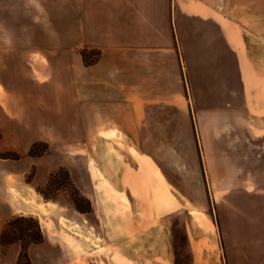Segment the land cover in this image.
<instances>
[{
	"label": "crops",
	"instance_id": "obj_1",
	"mask_svg": "<svg viewBox=\"0 0 264 264\" xmlns=\"http://www.w3.org/2000/svg\"><path fill=\"white\" fill-rule=\"evenodd\" d=\"M219 1L220 5H216L217 0H27V16H21V8L14 5L11 22L18 33L10 39L12 50H0L5 61L11 55L14 62L9 73L4 68L0 70V139L14 140L11 149L21 152L29 151L39 139L75 140L96 168V164H101L99 141L123 136L121 131L123 137L149 157L139 142V138L143 139L139 126L143 122L159 124L160 130L152 131L150 138L162 139L166 108L167 123L172 127L166 139L179 138V107L189 109L196 89L192 54L198 40L207 44L210 58L214 52V58L221 60L223 48L228 50L237 60L239 80V43L241 53L245 38L239 37V20L236 34L231 35L227 0ZM181 18L188 21V27L196 26V22L214 26L219 31L214 37L219 41L210 34H189L187 39L181 36ZM216 41L220 46L212 45ZM251 41L258 44L252 49V71L249 72L243 51L240 61L244 78L239 86L247 94L251 113L257 115V121L264 122V35L253 34ZM5 42L4 34L0 49ZM186 42L188 54L183 45L184 55L181 43ZM84 48L99 50L98 58L90 62L89 52L88 60L85 59ZM210 75L205 72L202 76L208 84ZM113 128L119 131H110ZM122 166L120 163L112 167L109 163L107 167V179L117 188L124 183L115 178ZM154 167L164 172L163 167ZM40 170L38 164V174ZM1 177L5 178L3 174ZM0 186L5 187L3 180ZM23 187L34 198L27 208H21L10 195L0 192V231L3 221L15 213H34L43 221L42 212L47 215L41 210L42 205L45 209L63 206L58 200H45L34 185L31 190ZM134 205V212L139 211L138 202ZM251 207L242 202L235 210L227 209V222L222 224L225 257H214L212 264H264V252L259 251L261 246L264 249V211ZM99 212L95 206L94 213ZM103 213L115 225L109 227L108 238L93 227L97 233H93L96 237L91 246L78 244L86 254L77 252L60 229L58 234L44 226L43 240L29 245L33 264H196L185 259L184 250L174 246L173 241H179L175 235L166 238L168 243L156 258L145 259L143 252L137 255L128 246L134 236L144 232H121L115 223L118 216L109 210ZM163 219L157 215L155 221L160 223ZM57 234L58 240L53 238ZM94 239L99 242L95 244ZM2 247L0 244V250H4L0 264H14L21 243L15 241ZM144 249L147 255L151 251Z\"/></svg>",
	"mask_w": 264,
	"mask_h": 264
},
{
	"label": "rangeland",
	"instance_id": "obj_2",
	"mask_svg": "<svg viewBox=\"0 0 264 264\" xmlns=\"http://www.w3.org/2000/svg\"><path fill=\"white\" fill-rule=\"evenodd\" d=\"M221 3L217 0L216 5ZM14 5L21 8V16L28 12L27 0H0L1 23L4 20V25L0 24V38L5 34L7 40L0 50H12L10 39L18 33V28L11 22ZM227 6L231 35L236 34V22L239 20V37L245 38L241 53L239 43V80L237 60L228 50L223 48L219 55L221 60L216 59L214 52L210 58L207 44L198 40L196 52L192 54L196 89L189 109L179 107V138L166 139L172 129L167 123L166 108L162 139L155 141L150 138L152 131L160 130L159 124L143 122L139 126V135L143 137L139 142L149 157L123 137L125 135L121 131L123 136L117 133L120 137H106L99 141L101 162L98 163L101 164H96V168L91 157L77 147L75 140L39 139L29 151L21 152L11 149L14 140L8 137L0 139V180L5 186V190L0 186V192L10 195L21 208H27L34 198L29 191H24L23 186L31 190L34 185L45 200H58L63 204L51 209L42 205L41 210L46 211L48 218L42 212L43 221L38 215L26 211L15 213L3 221L1 247L15 241L21 243V251L14 264H19L23 249L25 252L20 262L33 264L29 245L43 240L44 226L58 234L57 229H60L77 252L86 254L78 244L90 246L92 237H96L93 233H97L93 226L99 229L103 238H108L109 227L115 225L114 220L111 223L104 218L103 210L118 216L115 223L121 232H144L133 235L132 245L128 247L139 256L143 252L145 259L159 256L158 251L168 243L167 239L175 235L173 237L177 236L179 241H173V244L185 251V259L196 264H212L214 257H225L222 224L227 222V209L235 210L245 202L252 206V210L264 211V122L257 121V115L251 113L247 94H243L239 86L244 78L240 55L245 52L251 72L253 45H258L251 41V36L264 35V0H227ZM181 25L180 35L185 38L189 34L197 37L210 34L213 40L218 39L214 36L219 35V31L214 26L196 22V26L188 27L184 18H181ZM217 41L212 45L220 46ZM183 45L188 54L189 43H181L185 55ZM84 50L87 57L90 52V62L98 58L99 50L84 48L82 52ZM9 57L5 61L0 56V70L4 68L8 73L14 63ZM205 72L211 73L209 84L202 78ZM112 130L119 131L118 128ZM109 163L112 167L120 163L124 166L123 170L115 172V178L121 179L123 186L117 188L107 179ZM38 164L41 165L39 174ZM154 165L163 167L164 172L155 169ZM19 180L22 182L18 183ZM135 201L139 204V211L134 212ZM95 206L99 207V213H94ZM157 215L164 217L162 222L155 221ZM77 230L80 232L76 233ZM230 231L234 233V230ZM58 234L53 238L58 240ZM32 238L38 241H30ZM134 239L138 240L134 243ZM144 248H151L148 255ZM262 250L264 252L261 246L259 251Z\"/></svg>",
	"mask_w": 264,
	"mask_h": 264
},
{
	"label": "bare ground",
	"instance_id": "obj_3",
	"mask_svg": "<svg viewBox=\"0 0 264 264\" xmlns=\"http://www.w3.org/2000/svg\"><path fill=\"white\" fill-rule=\"evenodd\" d=\"M46 217V216H45ZM48 221V220H47ZM68 221V220H67ZM71 221V219L69 220V222ZM63 222H65V221H63ZM66 224V223H65ZM69 224H73V223H69ZM65 227V226H64ZM94 227V226H93ZM78 228H80V227H78ZM76 230V229H75ZM82 230V229H81ZM85 231V230H84ZM84 231H83V233H84ZM88 230H86V232H87ZM91 231V230H90ZM72 232V231H71ZM79 232H80V230H79ZM78 232V230L76 231V233H79ZM82 233V232H81ZM82 233V234H83ZM75 235V234H74ZM86 235H89V234H87L86 233ZM83 236V238H84V234L82 235ZM76 237V236H75ZM90 237V236H89ZM91 238V237H90ZM93 238V237H92ZM80 239H78V241H79ZM93 240V239H92ZM94 242H95V244H97L99 241H95V239H94ZM87 243V242H86ZM92 244V243H91ZM91 246V245H90Z\"/></svg>",
	"mask_w": 264,
	"mask_h": 264
},
{
	"label": "trees",
	"instance_id": "obj_4",
	"mask_svg": "<svg viewBox=\"0 0 264 264\" xmlns=\"http://www.w3.org/2000/svg\"><path fill=\"white\" fill-rule=\"evenodd\" d=\"M83 54H84V56H85V59H87L88 60V57H87V54H86V50H84V52H83ZM30 241H38L36 238H32ZM23 251L25 252V250L23 249L22 250V253H23ZM22 253H21V255H20V258H19V264H22L21 262H20V260H21V256H22Z\"/></svg>",
	"mask_w": 264,
	"mask_h": 264
}]
</instances>
